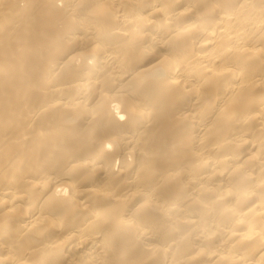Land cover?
<instances>
[{
  "label": "bare ground",
  "instance_id": "bare-ground-1",
  "mask_svg": "<svg viewBox=\"0 0 264 264\" xmlns=\"http://www.w3.org/2000/svg\"><path fill=\"white\" fill-rule=\"evenodd\" d=\"M0 264H264V0H0Z\"/></svg>",
  "mask_w": 264,
  "mask_h": 264
}]
</instances>
